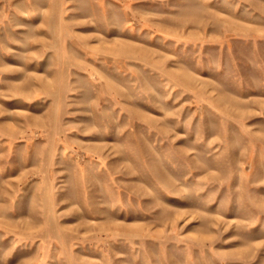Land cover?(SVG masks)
I'll list each match as a JSON object with an SVG mask.
<instances>
[{
    "label": "rangeland",
    "instance_id": "rangeland-1",
    "mask_svg": "<svg viewBox=\"0 0 264 264\" xmlns=\"http://www.w3.org/2000/svg\"><path fill=\"white\" fill-rule=\"evenodd\" d=\"M0 264H264V0H0Z\"/></svg>",
    "mask_w": 264,
    "mask_h": 264
}]
</instances>
